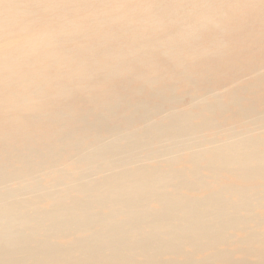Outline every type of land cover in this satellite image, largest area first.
I'll use <instances>...</instances> for the list:
<instances>
[{"label": "bare ground", "instance_id": "bare-ground-1", "mask_svg": "<svg viewBox=\"0 0 264 264\" xmlns=\"http://www.w3.org/2000/svg\"><path fill=\"white\" fill-rule=\"evenodd\" d=\"M190 34L83 59L63 53L62 63L44 54L38 61L50 63L0 79V264H264V104L242 110L233 91L225 99L209 91L133 104L111 86L88 117L58 111L50 99L34 102L78 88L41 85L57 75L70 84L83 74L93 87L98 74L138 78L136 94L142 83H157L151 73L167 63L149 52L188 57L180 74L198 58L223 54L220 40ZM127 71L135 77L124 78ZM229 112L237 124L226 122Z\"/></svg>", "mask_w": 264, "mask_h": 264}, {"label": "rangeland", "instance_id": "rangeland-1", "mask_svg": "<svg viewBox=\"0 0 264 264\" xmlns=\"http://www.w3.org/2000/svg\"><path fill=\"white\" fill-rule=\"evenodd\" d=\"M241 29L242 39L239 40L242 42L237 35ZM185 33L193 34L199 42L220 40L223 46L219 52L224 55L221 53L210 60L198 58L180 74L179 64L188 57L171 61L170 57L175 56L174 49L149 52L147 56L167 60V63L156 66L155 73L152 71V80L157 83H142L136 94L131 89L135 88L138 78L132 81L133 84L119 76L98 74L100 86L94 85V88L81 81L83 74L74 77L70 84L68 76L61 74L42 81L41 85L50 88L65 84L78 88H73L69 95L57 94V97L43 91L45 93L38 94L34 102L50 99L57 104L58 111L63 108V113L69 110L71 117H88L94 114L98 96L111 86L133 104L140 100L166 103L173 96L187 98L209 91L218 92L217 95L225 99L223 95L233 91L234 95L239 92L238 96L243 100L242 110L249 106L261 109L260 105L264 104V0H0V79L10 70L13 79H18V70L40 62L50 63V60L38 61L44 54H52L58 59L57 63H62L63 53L71 59H83L89 54L134 46L136 42L175 38ZM123 59V56H117L113 60ZM236 70L240 73L230 80V84L220 87ZM128 73L123 77H135L132 71ZM30 78L29 83L34 84L35 78ZM105 79L109 82H104ZM156 86L161 89L151 88ZM152 93H158V96ZM123 104L119 103L115 110L122 111ZM182 106L184 104L179 107ZM83 107L88 110L81 113ZM28 115L27 110L23 111L21 120L27 122ZM53 116H59V112ZM226 116L228 123L237 124L241 119L233 112ZM251 126L259 128L258 123ZM204 172L208 174L207 170ZM227 177L225 173L222 178Z\"/></svg>", "mask_w": 264, "mask_h": 264}]
</instances>
